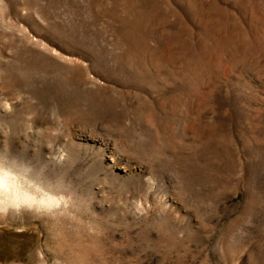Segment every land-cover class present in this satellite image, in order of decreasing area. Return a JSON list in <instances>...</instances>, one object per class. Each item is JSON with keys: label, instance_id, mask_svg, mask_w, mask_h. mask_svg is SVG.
<instances>
[{"label": "rangeland", "instance_id": "1", "mask_svg": "<svg viewBox=\"0 0 264 264\" xmlns=\"http://www.w3.org/2000/svg\"><path fill=\"white\" fill-rule=\"evenodd\" d=\"M9 153L0 264H264V0H0Z\"/></svg>", "mask_w": 264, "mask_h": 264}, {"label": "clouds", "instance_id": "2", "mask_svg": "<svg viewBox=\"0 0 264 264\" xmlns=\"http://www.w3.org/2000/svg\"><path fill=\"white\" fill-rule=\"evenodd\" d=\"M13 159L11 153L7 157H0V215L10 212L52 211L47 197L41 191L44 186L36 179L31 166L19 161L14 165L11 162ZM5 186L6 197L3 194Z\"/></svg>", "mask_w": 264, "mask_h": 264}]
</instances>
